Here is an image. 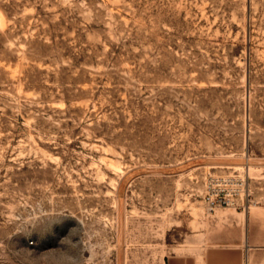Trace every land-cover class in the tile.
Returning <instances> with one entry per match:
<instances>
[{
	"label": "rangeland",
	"instance_id": "rangeland-1",
	"mask_svg": "<svg viewBox=\"0 0 264 264\" xmlns=\"http://www.w3.org/2000/svg\"><path fill=\"white\" fill-rule=\"evenodd\" d=\"M232 172L243 205L207 209ZM248 235L264 264V0H0V264Z\"/></svg>",
	"mask_w": 264,
	"mask_h": 264
},
{
	"label": "crops",
	"instance_id": "crops-1",
	"mask_svg": "<svg viewBox=\"0 0 264 264\" xmlns=\"http://www.w3.org/2000/svg\"><path fill=\"white\" fill-rule=\"evenodd\" d=\"M255 241L248 235L245 244L205 246L199 252L181 253L172 251L163 264H248L250 249Z\"/></svg>",
	"mask_w": 264,
	"mask_h": 264
},
{
	"label": "built area",
	"instance_id": "built-area-1",
	"mask_svg": "<svg viewBox=\"0 0 264 264\" xmlns=\"http://www.w3.org/2000/svg\"><path fill=\"white\" fill-rule=\"evenodd\" d=\"M244 179L238 173H226L222 175H211L205 173L202 179L200 196L207 209L213 210L219 206L238 207Z\"/></svg>",
	"mask_w": 264,
	"mask_h": 264
},
{
	"label": "bare ground",
	"instance_id": "bare-ground-1",
	"mask_svg": "<svg viewBox=\"0 0 264 264\" xmlns=\"http://www.w3.org/2000/svg\"><path fill=\"white\" fill-rule=\"evenodd\" d=\"M251 172V171H250Z\"/></svg>",
	"mask_w": 264,
	"mask_h": 264
}]
</instances>
